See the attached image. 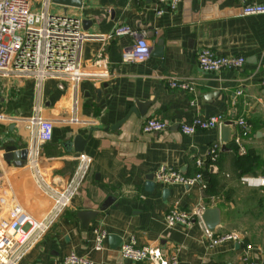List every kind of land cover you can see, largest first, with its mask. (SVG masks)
I'll use <instances>...</instances> for the list:
<instances>
[{"label":"crops","instance_id":"obj_1","mask_svg":"<svg viewBox=\"0 0 264 264\" xmlns=\"http://www.w3.org/2000/svg\"><path fill=\"white\" fill-rule=\"evenodd\" d=\"M250 2L179 0L174 10L160 14L155 13L160 7L155 0H81L77 8L54 4L53 11L75 16L82 29L103 38L82 43L81 68L86 76L73 92L62 77L0 76V198L7 205L16 202L15 192L23 190L27 171L25 161L15 167L2 159L6 145L36 149L41 173L56 187L71 178L80 154L88 156L90 163L69 205L17 264H57L70 252L91 264H146L120 256L119 244L129 235L136 246H158L164 255H176L180 264H264V234L260 241L241 234L237 241L209 247L198 219L172 227L164 223V213L172 205L190 210L196 205L221 204L226 219L214 235L232 232L233 225L241 226L243 221L262 223L264 228V186L238 182L241 175L264 177V87L260 85L264 13L242 15L240 9ZM256 2L264 4V0ZM120 25L133 30L135 36L112 35ZM138 37L150 46L149 56L142 61L122 60V52ZM158 41L161 54L153 56ZM201 48L220 55H241L244 62L235 69L202 72L196 66ZM100 58L106 63L94 65ZM168 76L193 82L194 92L169 88ZM136 105L142 107V115L129 113ZM35 112L52 123L46 142H36L25 127V119ZM214 114L247 122L249 128L241 136L243 151L232 142L238 127L231 123L215 167H203L197 183L163 186L154 182L153 172L162 164L192 175L197 171L195 159L205 155L209 144H221L219 127L190 135L177 127L194 117ZM73 117L75 121H69ZM151 117L165 120L167 128L142 132L143 122ZM122 119L116 129L110 128ZM76 136L82 143L80 152L74 150ZM148 175L154 183L151 191L145 188ZM33 190L36 201L41 200ZM82 210L95 211L84 227L77 216ZM93 228L118 236L119 242L111 247L106 235L103 247L94 250ZM246 243L251 245L247 255Z\"/></svg>","mask_w":264,"mask_h":264},{"label":"built area","instance_id":"obj_2","mask_svg":"<svg viewBox=\"0 0 264 264\" xmlns=\"http://www.w3.org/2000/svg\"><path fill=\"white\" fill-rule=\"evenodd\" d=\"M155 1L160 6L155 13L160 14L164 10H174L179 0ZM256 1L251 0L244 5L240 13L242 15L264 13V4ZM52 5L54 4L51 0H0V76H25L36 80L62 77L69 82L73 92L78 81L86 76L81 68L82 43L103 37L82 29L81 21L75 16L64 11L61 13L53 11ZM111 34L135 36V32L124 25L116 26ZM142 47L146 49V53L141 51ZM149 53L150 46L146 40L138 37L129 50L122 52L121 58L125 61H142L149 56ZM243 62L244 57L241 55H220L208 48H201L196 53V66L202 72H213L221 68L235 69ZM105 63L104 58L93 62L96 66ZM166 82L169 88L194 92V84L189 80L168 76ZM260 85L264 87V77L260 80ZM236 93L239 94L240 90ZM72 101L75 104V96H72ZM2 117L0 115V118ZM227 120L221 114H214L208 117H194L190 122L180 123L177 127L180 133L190 135L196 130L218 128ZM69 121H75V117ZM231 123L238 127L237 133L232 136V142L237 146L238 151L242 152L241 136L246 133L249 125L243 118L231 120ZM25 124L30 136H33L36 142L42 143L50 139L52 123L37 112L27 117ZM167 126L165 120L151 117L143 122L141 130L157 133L165 130ZM220 145V142L209 144L205 155L195 159L197 171L192 175H184L178 169L162 164L153 172L154 182L163 186L194 185L201 179L200 170L203 167L207 169L215 167ZM38 158L37 150L33 152L28 148L25 167L33 187L44 200L43 211L37 218H33L17 201L7 205L6 201L0 198V264H17L28 249L38 242L62 210L69 205L90 163L88 156L80 154L71 178L63 186L56 187L41 173ZM239 181L247 186H264L263 176L241 175ZM202 207L196 205L190 210H182L172 205L164 213V223L167 227H172L176 224L188 225L194 219L200 222L199 214ZM202 228L209 247L225 240L240 239V235L234 231L214 235L203 226ZM92 234L93 249L100 250L107 234L97 228L92 229ZM250 249L251 245L246 243L244 254L247 255ZM118 252L122 258L134 263L180 264L176 255H164L158 246L149 244L136 246L132 235L121 240ZM245 255L244 259H246ZM57 264H91V262L70 252Z\"/></svg>","mask_w":264,"mask_h":264},{"label":"water","instance_id":"obj_3","mask_svg":"<svg viewBox=\"0 0 264 264\" xmlns=\"http://www.w3.org/2000/svg\"><path fill=\"white\" fill-rule=\"evenodd\" d=\"M53 4L61 5L62 7H80L81 0H51ZM227 13L224 12H218V15L222 16L223 14ZM197 17L202 18L201 14H198ZM86 28V26H84ZM160 41L157 42L155 47H153L152 55L153 56H160ZM148 103H145L141 106H146ZM139 105H136V109L132 108L129 110V113L134 112L136 115H142L143 111ZM124 119L117 122L114 126H111V129H116ZM229 125H231V120L225 121L220 127V141H221V148H224V143L228 140L229 135ZM78 143V144H76ZM78 145V146H77ZM74 150L76 152H80L82 150V143L79 141V137L76 136L74 138ZM28 153L27 147L17 148L15 145H6L3 147V153L1 154V157L3 160H10L13 166L15 167H22L23 161L26 160ZM147 180L145 181V188L147 191H151L153 188V181H152V175H148ZM166 188L162 190V193H166ZM95 215V211L92 210H82L77 212V216L80 219V224L82 227L86 226L88 221ZM199 219L204 227L208 232L212 233L214 229L220 225L223 224L224 220L226 219L225 214V207L221 204H214V205H205L202 207L201 212L199 214ZM107 238L109 241H111L112 246L115 247L117 243L119 242V237L115 236L113 234H107ZM264 249V246H263Z\"/></svg>","mask_w":264,"mask_h":264},{"label":"rangeland","instance_id":"obj_4","mask_svg":"<svg viewBox=\"0 0 264 264\" xmlns=\"http://www.w3.org/2000/svg\"><path fill=\"white\" fill-rule=\"evenodd\" d=\"M56 5V4H55ZM55 5H52V7H55ZM57 9V6H56ZM26 175V179H24L23 184V190H17L16 193V199L17 202L24 208L26 211L32 212L31 214L39 216V214L43 211L44 200L43 198L38 197L36 201L37 195L35 194L33 187L30 183V180L27 178L28 172H24ZM238 182L239 177H238ZM241 184V183H240ZM20 186V185H19ZM21 187V186H20ZM19 191V192H18ZM43 200V201H42ZM232 227V226H231ZM233 231L238 233L239 235H246V237L249 240H258L260 241L261 238L263 239L264 234V228L262 226V223H255V222H241V226H237L236 224L233 225Z\"/></svg>","mask_w":264,"mask_h":264},{"label":"clouds","instance_id":"obj_5","mask_svg":"<svg viewBox=\"0 0 264 264\" xmlns=\"http://www.w3.org/2000/svg\"><path fill=\"white\" fill-rule=\"evenodd\" d=\"M141 51H144V52L146 53V49H145V48H143V47L141 48Z\"/></svg>","mask_w":264,"mask_h":264}]
</instances>
